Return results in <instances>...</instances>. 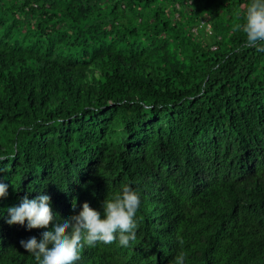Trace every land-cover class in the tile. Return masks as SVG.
<instances>
[{"label": "trees", "instance_id": "obj_1", "mask_svg": "<svg viewBox=\"0 0 264 264\" xmlns=\"http://www.w3.org/2000/svg\"><path fill=\"white\" fill-rule=\"evenodd\" d=\"M249 2L0 0L4 216L26 193L66 217L130 184L136 239L76 264H264V51L234 28ZM4 216L0 264H37L20 240L46 225Z\"/></svg>", "mask_w": 264, "mask_h": 264}, {"label": "clouds", "instance_id": "obj_2", "mask_svg": "<svg viewBox=\"0 0 264 264\" xmlns=\"http://www.w3.org/2000/svg\"><path fill=\"white\" fill-rule=\"evenodd\" d=\"M234 28L244 34L247 47L264 51V0H250L242 21ZM0 171L4 168L0 167ZM8 187L0 177V197L7 195ZM48 196L46 191L32 198L26 193L18 204L7 207L6 216L0 210V216L9 225L19 224L27 229L46 225L39 228L38 236L20 240L22 247L36 257L37 264H76L79 250L85 244L95 246L97 242L107 244L117 240L128 246L136 239L140 194L130 184H125L112 198L104 199L100 209L84 201L78 212L66 217L57 216ZM176 264H184L183 255L176 257Z\"/></svg>", "mask_w": 264, "mask_h": 264}, {"label": "built area", "instance_id": "obj_3", "mask_svg": "<svg viewBox=\"0 0 264 264\" xmlns=\"http://www.w3.org/2000/svg\"><path fill=\"white\" fill-rule=\"evenodd\" d=\"M204 23H205V20H203V21L200 23V26L204 25ZM193 29H194L195 31H198V28H197V27H194ZM208 29H209V31H211L209 25H208Z\"/></svg>", "mask_w": 264, "mask_h": 264}]
</instances>
